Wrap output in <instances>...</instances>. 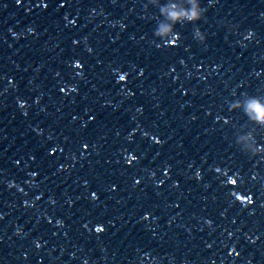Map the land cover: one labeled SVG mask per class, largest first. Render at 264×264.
I'll return each instance as SVG.
<instances>
[{
  "label": "clouds",
  "instance_id": "clouds-1",
  "mask_svg": "<svg viewBox=\"0 0 264 264\" xmlns=\"http://www.w3.org/2000/svg\"><path fill=\"white\" fill-rule=\"evenodd\" d=\"M18 2H19V0H18ZM190 2H191V10L190 11H184V10L178 11L177 5H175V4H169L167 7H162L160 9V11L172 23H176V22H179L181 20H187L190 22L198 23L201 19L204 18V13H203L202 9L199 7L198 0H190ZM150 3L155 4L156 0H150ZM172 34H173V28H172L171 24L161 25L159 27V29L154 33V35L157 37L170 36ZM251 35H252V33L249 32V35L247 37H245V39H250ZM175 39L177 41L179 40L178 34L176 35ZM195 39H196V41H198L201 44H206V41H207L206 35L204 33H202L199 29L196 30ZM171 46H175V43L171 44ZM157 47H161V45L157 44ZM76 67H80V65L77 64ZM78 75H79V73H78ZM125 78H126L125 74L119 75L120 81H124ZM9 84L11 85V81H9ZM13 87H14V85H13ZM5 91H7V89H5ZM61 91H63V89H61ZM20 107L23 108L24 104L21 103ZM241 107L244 108L245 114L249 117V119L253 123H255L261 127H264V102L258 101L256 99H248L244 105H241L238 102L231 104L230 110L235 111L236 109H239ZM137 111H140V110L137 109ZM224 122L228 123L227 120H225ZM249 141H251V143H248ZM157 143H159V141H157ZM238 143L246 145V147H244L245 153L250 154L252 157H257V158H260L261 160H264V145L257 143L251 134H249L246 137L240 138ZM135 159H136L135 156H131L129 158V162H131L132 160H135ZM217 171H219V169H217ZM196 178L197 179L200 178L199 172L196 173ZM253 179H255V177H253ZM137 182H139V181H137ZM228 183L234 185L236 183V180L230 178ZM9 186L11 187L12 185H9ZM237 199H240V198L237 197ZM247 202H248V204L252 203L251 197L248 198ZM145 219H147V216L145 217ZM57 223L59 224L60 222L58 221ZM99 229L100 228H97L96 231L100 232ZM20 234H21L20 231H18L17 235H20ZM36 247L39 248L40 244L37 243ZM144 259H147V255L144 256Z\"/></svg>",
  "mask_w": 264,
  "mask_h": 264
},
{
  "label": "snow or ice",
  "instance_id": "snow-or-ice-1",
  "mask_svg": "<svg viewBox=\"0 0 264 264\" xmlns=\"http://www.w3.org/2000/svg\"><path fill=\"white\" fill-rule=\"evenodd\" d=\"M137 183H139V182H137ZM99 231H100V232H102V231H103V229H101V228H100V229H99Z\"/></svg>",
  "mask_w": 264,
  "mask_h": 264
}]
</instances>
